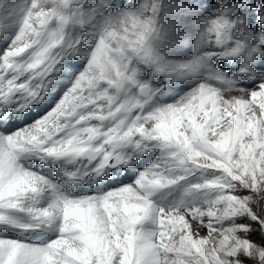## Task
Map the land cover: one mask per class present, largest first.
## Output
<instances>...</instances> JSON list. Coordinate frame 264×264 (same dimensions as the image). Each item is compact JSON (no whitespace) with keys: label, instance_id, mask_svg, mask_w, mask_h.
<instances>
[{"label":"snow or ice","instance_id":"6c2138e0","mask_svg":"<svg viewBox=\"0 0 264 264\" xmlns=\"http://www.w3.org/2000/svg\"><path fill=\"white\" fill-rule=\"evenodd\" d=\"M0 264H264V0H0Z\"/></svg>","mask_w":264,"mask_h":264}]
</instances>
